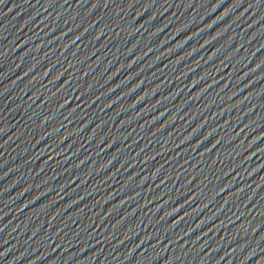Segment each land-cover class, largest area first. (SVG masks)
<instances>
[{"label":"water","instance_id":"95a60500","mask_svg":"<svg viewBox=\"0 0 264 264\" xmlns=\"http://www.w3.org/2000/svg\"><path fill=\"white\" fill-rule=\"evenodd\" d=\"M0 264H264V0H0Z\"/></svg>","mask_w":264,"mask_h":264}]
</instances>
